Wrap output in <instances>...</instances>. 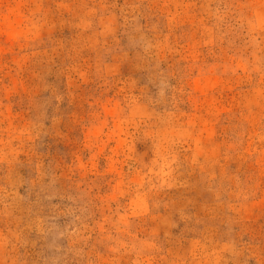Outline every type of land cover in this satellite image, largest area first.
<instances>
[{"label":"rangeland","instance_id":"1","mask_svg":"<svg viewBox=\"0 0 264 264\" xmlns=\"http://www.w3.org/2000/svg\"><path fill=\"white\" fill-rule=\"evenodd\" d=\"M0 264H264V0H0Z\"/></svg>","mask_w":264,"mask_h":264}]
</instances>
